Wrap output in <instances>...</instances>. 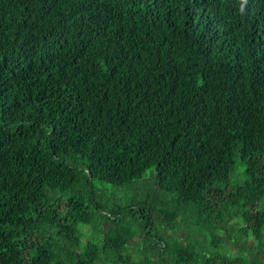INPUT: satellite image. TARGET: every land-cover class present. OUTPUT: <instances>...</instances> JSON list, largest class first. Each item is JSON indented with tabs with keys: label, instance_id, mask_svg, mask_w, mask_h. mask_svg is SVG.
<instances>
[{
	"label": "trees",
	"instance_id": "obj_1",
	"mask_svg": "<svg viewBox=\"0 0 264 264\" xmlns=\"http://www.w3.org/2000/svg\"><path fill=\"white\" fill-rule=\"evenodd\" d=\"M0 264H264V0H0Z\"/></svg>",
	"mask_w": 264,
	"mask_h": 264
},
{
	"label": "rangeland",
	"instance_id": "obj_2",
	"mask_svg": "<svg viewBox=\"0 0 264 264\" xmlns=\"http://www.w3.org/2000/svg\"><path fill=\"white\" fill-rule=\"evenodd\" d=\"M148 174H149V170H146V172L144 173V175L138 180V182H150L149 178H148ZM130 189V188H129ZM111 190H113L115 193H120L122 190L119 187H112ZM129 194H133L132 190H128ZM169 196V194L167 195V197Z\"/></svg>",
	"mask_w": 264,
	"mask_h": 264
}]
</instances>
